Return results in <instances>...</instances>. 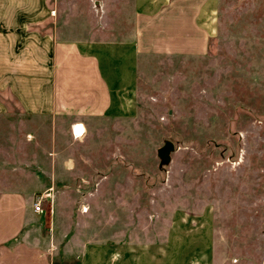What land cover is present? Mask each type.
<instances>
[{"label":"rangeland","instance_id":"rangeland-1","mask_svg":"<svg viewBox=\"0 0 264 264\" xmlns=\"http://www.w3.org/2000/svg\"><path fill=\"white\" fill-rule=\"evenodd\" d=\"M122 5L33 0L48 16L35 27L68 40H112L103 27L108 10L117 17ZM216 9L204 55L141 57L137 74L132 55H106L115 76L133 66L129 93L119 88L125 113L79 126V139L64 124L49 136L40 130L36 152L56 139L44 162L56 176H21L27 146L12 147L13 131L4 130L0 192L33 186V204L44 199V217L66 243L162 244V264H264V0H217ZM168 142L173 149L160 155Z\"/></svg>","mask_w":264,"mask_h":264},{"label":"crops","instance_id":"crops-1","mask_svg":"<svg viewBox=\"0 0 264 264\" xmlns=\"http://www.w3.org/2000/svg\"><path fill=\"white\" fill-rule=\"evenodd\" d=\"M123 4V10H115L117 17L108 10L103 28L112 40H68L36 29L48 16L33 9V0H0V140L10 129L12 147L19 142L27 146V167L21 168V176H56L44 165L52 161L50 147L56 146V139L50 136L36 152L40 130L49 131V136L64 124L75 137L74 126L85 128L92 121L125 113L118 102L119 88L129 93L133 66L121 65L115 76L106 55H132L137 74L141 57L204 55L216 32L217 0ZM126 5L130 13H124ZM24 129L28 139L18 141L16 133ZM53 154V161L60 162L61 152ZM33 190L22 184L0 192V264H144L149 250V264H162V244L108 239L66 243L65 233L52 230L45 212L34 211Z\"/></svg>","mask_w":264,"mask_h":264},{"label":"built area","instance_id":"built-area-1","mask_svg":"<svg viewBox=\"0 0 264 264\" xmlns=\"http://www.w3.org/2000/svg\"><path fill=\"white\" fill-rule=\"evenodd\" d=\"M76 126L73 127V131L75 132ZM44 199L41 197V199L38 200V202L34 205V211L36 213H44L45 209L43 207V201Z\"/></svg>","mask_w":264,"mask_h":264},{"label":"water","instance_id":"water-1","mask_svg":"<svg viewBox=\"0 0 264 264\" xmlns=\"http://www.w3.org/2000/svg\"><path fill=\"white\" fill-rule=\"evenodd\" d=\"M171 149H173L172 143L168 142L167 146L160 150V155H166Z\"/></svg>","mask_w":264,"mask_h":264},{"label":"bare ground","instance_id":"bare-ground-1","mask_svg":"<svg viewBox=\"0 0 264 264\" xmlns=\"http://www.w3.org/2000/svg\"><path fill=\"white\" fill-rule=\"evenodd\" d=\"M75 137H82L83 136V129L81 127L75 128L74 132Z\"/></svg>","mask_w":264,"mask_h":264}]
</instances>
